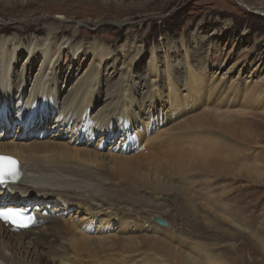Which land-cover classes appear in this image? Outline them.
<instances>
[{"label":"rangeland","instance_id":"1","mask_svg":"<svg viewBox=\"0 0 264 264\" xmlns=\"http://www.w3.org/2000/svg\"><path fill=\"white\" fill-rule=\"evenodd\" d=\"M244 1L250 6L264 9V0ZM60 13L64 16L62 23H58L55 18ZM59 26L70 29L65 35L60 33L59 38L64 36L72 39V35L78 34L72 40L73 44L82 43L77 52L81 54L74 57L73 52L66 49L65 55L63 53L57 56L59 59L51 73L46 77L42 76L47 84L46 92L33 94L26 119L32 124L43 120L45 115L51 118L40 129L32 128L34 132L37 131L33 140L43 142L50 139L54 128L52 124L56 121L55 117L48 115L47 109L55 110L56 117L63 111L76 110L78 117L71 119L69 126H61L65 130V134L57 138L61 145L50 143V154L48 151L45 154H55L64 149L68 153H74L76 149V156L83 157L86 151H94L96 159L92 161L95 166L93 170L115 181L114 184L110 182L112 188L109 183L102 186L97 181L89 182L95 188L99 186L100 189L113 191L114 195L110 200L112 210L109 213L134 208L163 214L161 217L170 222V227L172 224V244L177 247L181 257L186 253L200 258L204 252H213L211 254L221 257L227 264H264V182L253 180L256 175L264 177V15L238 0H0V38L14 37L17 41L22 40L20 43L25 45L32 39L44 38L50 31L48 27ZM133 38L143 45L142 59L135 61L126 81L123 78L127 76L126 71H123L125 58L120 49L127 39ZM94 40L108 45L114 53L109 61L100 66L97 65L98 58L87 49ZM153 48L157 49V79L150 77ZM20 50L21 53L15 55L11 64L10 72L14 66L10 75L11 82L5 83L12 86L8 91L11 96L16 93L15 104L11 105L18 109L16 113H19L23 105L24 96L28 92V96H31V84L40 83L39 71L43 61L41 55L30 59L26 45ZM6 60L9 61H2ZM88 74L95 76V80L89 78L93 81L92 104L87 99L81 105L69 92L78 87ZM202 78V83H199L198 79ZM169 81H172L170 88ZM155 83L157 91L165 94L176 87L180 102H183L182 108L186 106V100L192 97L197 100L201 94V100L194 106H190L189 102L190 107L177 115L169 110L171 103L160 102L154 105L153 110V105L149 107V100L147 105H143L145 116L142 119L147 121L142 120V123L133 126L126 138H123L122 131L117 132L113 138L106 137L101 129L92 130L94 125L91 122L94 117H90L112 103V94L126 86L138 100H143L150 94ZM18 95H22L20 100ZM88 95L90 96V92ZM118 95L115 101L121 99ZM216 95L219 98H213ZM87 107L88 113L81 114ZM174 107L179 105L175 104ZM207 111L215 112V116L220 113L222 120L225 118L224 135L227 143L223 152L227 157V171L209 174L204 179L210 187L206 191L193 192V198L183 197L176 191L153 195L147 188H131L129 180L124 178L127 175L119 176V165L110 162L109 159L114 154L131 158L141 153L140 156L159 158L160 149H144L148 139L146 133L152 132L151 135L156 136L170 132L169 129L182 119ZM13 117L15 111L11 112V121ZM36 118L38 120L35 121ZM148 122L149 125L145 126ZM38 124L40 127V122ZM139 125L148 131L142 133ZM121 126L119 124L117 129ZM1 132L0 129V134ZM31 132L29 129L28 133ZM2 133V143L24 142L18 133V126L13 135H10L11 130L6 135L5 132ZM54 146L59 149L56 150ZM70 165L74 166H68ZM59 213L63 214L60 216L62 220L73 219L82 230L87 228L83 225L84 222L87 226L86 218L95 222L97 232L88 229L90 234L87 231L88 235H94L92 238L106 235L116 238L121 233H130L132 236L151 235L154 232L153 228L137 225L138 223L132 224V228H122L117 219H112L103 226L97 218L105 216L104 212L96 216L88 215L86 210L74 207L69 213L64 210ZM155 235L163 236V232ZM73 236L86 239L77 232H73ZM191 243L193 244L190 245ZM35 246L40 250L45 248L40 244ZM39 252L33 250L31 256L41 259L42 264L53 261L47 255V250ZM137 257L140 259L141 256ZM199 260L203 261L201 258Z\"/></svg>","mask_w":264,"mask_h":264},{"label":"bare ground","instance_id":"2","mask_svg":"<svg viewBox=\"0 0 264 264\" xmlns=\"http://www.w3.org/2000/svg\"><path fill=\"white\" fill-rule=\"evenodd\" d=\"M250 5L251 4H248L251 9L252 7H256ZM55 18L58 23H62L64 16L60 13L57 14ZM48 28L50 31L44 38L37 40L32 39L28 44L25 43L26 49L28 53H30L29 58L31 59L32 56L41 55L43 61H41V69L39 71L40 83L38 85L35 83L31 84V96H28V92L27 95L24 96L25 98L23 97V105L20 107L19 113H16L18 109L11 107L12 104H15L16 100L14 97L16 93L11 96L8 91L12 89V86L9 83H5L11 82L10 75L14 66L11 72L10 70L13 58H15V55L21 53L22 50L20 49L23 47L25 48V45L24 43H20L22 40L17 41L14 37L0 38V129L2 132H5V135L11 130L6 129V126L3 124L7 122L8 116L11 120V112L15 111V117L12 118L11 122L15 127L18 126V133L24 141L23 143H2V141H0V154L13 156L20 162L21 168V177L18 182L0 185V207H14L19 204L20 200L25 199V209L34 210L37 217L36 222L28 228H17L12 224L0 220V264H42L41 259H34L33 256H31V251L33 250L34 252L37 250V252L40 251L41 253H43V250H47L49 253L47 255L50 256V260L53 261H46L45 264H227L221 257L216 254H211L213 252L202 253L199 257L203 261L199 260L200 258L198 257H192L186 253L181 257L180 253L177 251V247L172 244V238H174L172 224L170 227V224L161 225L153 220L154 216H163V214L161 215L157 212L154 213L134 208L120 209L121 212L119 213V210L109 213L112 210L110 200L112 199V195H114L112 194L113 191L105 190L104 188L100 189L98 188L99 186L95 188L89 182L97 181L100 182L102 186H107L106 183L110 184L111 182V184H114L115 181L93 170V167H95L93 166V162L96 156L93 155L95 152L91 149V151H86L83 157L76 156L78 151L75 147L74 153H68V151L64 149V151H57L55 154L46 155V151L49 150L48 148L51 147V144L61 145V143L58 142L59 139H57L65 134V130L61 126H69L68 122H71V119L75 116L78 117L75 112L76 110L72 112L71 110L63 111L58 113L56 117L54 116L56 114L55 110L47 109L49 111L48 115L53 116V118L55 117L56 121L55 124L53 123L54 125L52 124L54 128H52L50 139L44 140V143L42 141L38 142L33 140L37 131L34 132L32 128L38 127L37 130L40 129L41 125L51 118L46 117V115L43 116V120H39L40 127L38 124L39 122H32L31 124L27 121L23 128L18 124L22 116L26 118L29 108L31 107L33 94L45 91L47 84L43 81L42 76L46 77L47 74L51 73L53 66H55V63L59 59L57 56L63 53L65 55L66 49H68L73 52V56L75 57L82 47V43L73 44L74 40L72 39L78 36V34H75L76 36L72 35V39L65 38L64 36L59 38L60 33L65 35V33L70 30L68 29L69 27L67 29H63L60 26L59 28ZM141 44L140 41L133 38V40L127 39L121 46L120 51L125 58L123 71H126L127 75L123 78H125L126 81L127 77L129 78L131 75V69L135 61L142 59L141 52L143 51V45ZM8 48H10L9 51ZM87 49H89L88 52L91 55L98 58V66L105 64L114 54L111 47L99 43L97 40H94L89 47L87 46ZM153 49L154 50L151 52L152 65L150 67V77L157 79L156 76L159 73L157 66V49ZM79 54L81 53H78L77 57ZM3 59H9V61H2ZM89 78L95 80L94 75L88 74L85 80H82L79 86L77 85L78 87L71 90V92L68 91L69 95L78 103L80 102L79 104L81 105L82 101H86L87 99L90 100L89 104H92L93 95H91V92L93 91V87L91 84H93V81ZM203 79L204 78L198 79V82L202 83ZM24 82L27 84V81ZM171 82L172 81H169V88ZM190 85L193 86V83ZM214 85L215 87L217 86L216 84ZM89 92L90 96L88 95ZM47 93L49 95L51 94L50 92ZM117 94H119L118 96H120L121 99L115 101ZM167 94L157 91L155 83L152 85L150 94L143 100H138L139 98L134 96L133 91L125 86L122 90L111 95L113 96V101L107 105L105 110H101L100 113L90 117H94L91 122L94 125L92 130L96 128L101 129L103 133H106V137L113 138L116 137L117 132L122 131L123 138H126L129 137V131L133 126L142 123V117L145 116V107L143 105H147L149 100H151L149 107L153 105V110L154 105L160 102H166V104L171 103L169 110L173 111L174 115H177L178 112L183 111L186 107L198 104L197 102L201 100V94L200 98L197 100H193L194 97H192L190 100H186V106L182 108L183 102H180V95L176 87H174L173 90L170 89ZM248 94H251V92ZM19 96L20 95H18V99L20 100L22 95ZM165 97H167V99H165ZM216 97L217 95L213 98ZM114 101L115 103H113ZM189 102L191 103L190 106L188 104ZM175 104H178L179 107H174ZM88 109V107L84 109V112H81V114L85 113L86 115ZM214 113L213 111H207L197 113L195 116H191V118L188 117L185 120L182 119L177 125L169 129L171 130L170 132H159L160 134L156 136H152V132L146 133L148 134V139L146 140L147 144L144 143V149H160L159 154L161 156L159 158L140 156L141 153L130 158L117 154L115 156L113 153L114 155L111 156L109 160L119 165L120 169L118 170V174L120 177L127 175L124 178L129 180L131 188H147L151 190V194L153 195H157V193L161 192L176 191L183 197L193 198V192L206 191L210 187V185L207 186L208 182L204 179L209 174H219L227 171V157L224 156L225 154L223 152L225 143H227V138L224 135V125L226 122H223L225 118L223 120L220 119L223 117L220 116V113L216 116ZM69 117L70 119L68 120ZM36 120H38V118H36L35 121ZM144 120L143 122L147 121ZM119 124L122 126L120 129H117ZM148 125L149 122L145 126ZM140 126L141 125H139V128L142 133L148 131L147 129L144 130L143 126ZM126 127H128V129H126ZM29 129L34 133H28ZM68 130L67 132L69 133L70 129ZM73 131L76 130L73 129ZM2 132L0 137L3 135ZM40 133L41 132H39V134ZM56 147L58 146L56 145ZM58 149L59 148L56 150ZM48 154H50L49 151ZM99 157H101L100 154ZM65 164H73L74 166ZM233 173L235 172L233 171ZM253 180L264 182V177L256 175ZM35 195L42 197L43 205H41L39 201L31 200V197ZM74 207H78L79 210H86L88 215L92 214L96 216L104 212L103 214H105V216L97 218L99 222L101 220L100 223H102L103 226L106 222L117 219L122 228H132V224L136 225V223H138L137 225H147L153 228L154 232L151 235L137 234L138 236H132L133 234L130 233L127 235L121 233V235L116 236V238L111 235H106L102 238H92L94 235H90L91 233L88 229L97 232L95 222L92 220L86 218L87 220L85 222L87 226L84 222L83 225L87 228L86 230H82V227L81 229L79 228V223L73 219L70 221V218L68 220L63 218L62 220L60 217L63 214H60L59 211L64 210V212L67 211V213H69ZM130 217L131 219L129 220L128 218ZM87 231L90 233L89 235ZM120 231L123 232L122 229ZM73 232L80 233L86 239L75 238ZM157 232H163V236L155 235ZM110 234L112 233L110 232ZM36 244H40L45 248L40 250L35 246ZM192 244L193 243L190 245ZM183 245L184 244H182V246ZM194 248H196V246ZM71 256H73V259ZM117 256L119 257L117 258ZM137 256H141L140 259Z\"/></svg>","mask_w":264,"mask_h":264},{"label":"snow or ice","instance_id":"3","mask_svg":"<svg viewBox=\"0 0 264 264\" xmlns=\"http://www.w3.org/2000/svg\"><path fill=\"white\" fill-rule=\"evenodd\" d=\"M20 177V162L11 155L0 154V185L16 183ZM0 220L17 228H28L36 222L33 215L13 207H0Z\"/></svg>","mask_w":264,"mask_h":264},{"label":"water","instance_id":"4","mask_svg":"<svg viewBox=\"0 0 264 264\" xmlns=\"http://www.w3.org/2000/svg\"><path fill=\"white\" fill-rule=\"evenodd\" d=\"M239 1V0H238ZM242 3H244L246 6H248V4L242 0H240ZM249 7V6H248ZM253 8V7H252ZM256 11L262 13L264 15V9H262V7L256 6L254 8ZM153 220L156 221L157 223L161 224V225H169V221H167V219L161 217V216H154Z\"/></svg>","mask_w":264,"mask_h":264}]
</instances>
